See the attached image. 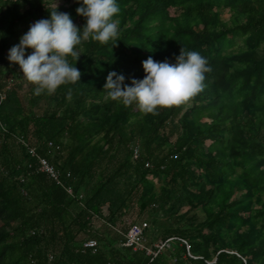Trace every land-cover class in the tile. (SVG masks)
Here are the masks:
<instances>
[{"label": "trees", "instance_id": "16d2710c", "mask_svg": "<svg viewBox=\"0 0 264 264\" xmlns=\"http://www.w3.org/2000/svg\"><path fill=\"white\" fill-rule=\"evenodd\" d=\"M18 1L29 2L14 4ZM75 1L72 7L56 9L73 22L80 6ZM227 1L237 3L248 20L233 27L220 24L215 30L220 18L214 8ZM117 2V43L88 40L77 46L80 56L76 62L69 57L68 62L81 73L79 82L59 87L39 115L37 102L46 93L34 95L32 88L34 98L26 109L8 82L17 84L22 75L5 57L14 24L22 17L10 20L8 3L0 0V92L5 94L0 124L7 130L3 133L0 128V222H6L0 227V264H207L213 260L257 264L264 243H258L255 217H249L250 201L244 202L255 196L260 185L255 180L264 181V0ZM173 7L180 12L178 17L170 16ZM54 10L39 0L24 17L34 13L37 21L48 19ZM238 37L246 38L248 51L231 56L226 52ZM181 48L199 52L210 68L202 91L188 100L189 108L185 102L151 115L135 105L105 100V81L100 79L104 74H123L125 84H130L144 78L142 62L150 56L157 62L175 63ZM204 119L211 122L203 123ZM66 132L70 151L64 157L53 150ZM14 135L35 147L58 171L61 182L40 172L37 161L16 144ZM98 135L106 149L85 141ZM135 147L140 151L138 160L133 159ZM150 177L168 179L175 188L153 193ZM197 180L203 186L194 195L188 186ZM62 185L71 186L75 197ZM211 185L214 188L206 189ZM215 187L221 189L218 209L204 208ZM241 192L242 198L233 197ZM128 203H137L138 216L148 214L154 224L161 211L167 221L175 220L160 230L162 239L187 241L192 255L200 259L187 258L179 241L155 258L123 247L124 236L138 224H124ZM169 204L171 209L165 210ZM184 207L188 211L178 216ZM202 207L204 219L196 213ZM183 220L186 225L179 226ZM261 224L264 227V219ZM244 226L248 229L227 243L225 234ZM91 239L98 244L95 252L83 246Z\"/></svg>", "mask_w": 264, "mask_h": 264}, {"label": "clouds", "instance_id": "9594fccd", "mask_svg": "<svg viewBox=\"0 0 264 264\" xmlns=\"http://www.w3.org/2000/svg\"><path fill=\"white\" fill-rule=\"evenodd\" d=\"M78 16L84 18L78 29L67 13L55 10L48 19L32 24L7 54L10 64L18 66L21 79L33 86V93L54 94L67 84L79 82L81 73L68 62L69 57L80 55L76 48L92 40L101 44L112 42L119 36L120 7L117 0H77ZM3 37V33H0ZM31 50L26 55V51ZM144 78L132 79L125 84L123 74L109 72L104 83L107 96L124 106L135 105L144 114L157 115L160 109L179 106L203 89L205 73L210 71L208 62L197 51L181 48L175 63L157 62L150 56L142 62Z\"/></svg>", "mask_w": 264, "mask_h": 264}, {"label": "rangeland", "instance_id": "374dc122", "mask_svg": "<svg viewBox=\"0 0 264 264\" xmlns=\"http://www.w3.org/2000/svg\"><path fill=\"white\" fill-rule=\"evenodd\" d=\"M6 1L8 3L7 4V7H8L7 17H10V20H11V18H14V17H22L20 21H18L16 24H14L15 26L12 30V35L9 38V42H8L9 46L5 52V57L7 59V54H8L9 49L12 46L18 44L19 38L28 31L29 27L32 24H34L37 21V17L34 13H31V15L27 16V17H24V14H26L25 12H27V11H33L34 7L37 6V3L39 0H29V2L27 4L21 3L19 1L14 4L15 0H6ZM1 2H5V0H1ZM75 2H76L75 0H71L68 3H67V0H45V3L48 5V7L55 9V5H56V9H58V10L62 9V8L72 7ZM213 13H214V15H217L220 18L219 22H217V20H216V24L214 26L215 30L220 29V24H225L227 27H233L235 25L243 24L248 20V18H247L248 15H246L245 13H243L240 10L237 3L231 4V2H228V1L222 2L220 5H217L216 8H214ZM179 15H180V12L178 11V9L176 7H173L170 9V16L178 17ZM82 19H83V17L76 15V20L73 23L77 28L80 26H82V27L84 26L82 23L83 22ZM3 26L7 27L6 24H4ZM245 39L246 38H240V37L236 38L234 47L229 49L226 53L232 54L231 56H234V55L240 54L241 52H247L248 47L245 43ZM30 51L31 50H27L26 55L29 54ZM13 65H15V64H13ZM233 68L234 67H232V69ZM106 77H107V74H104L102 76V78H100V79L105 81ZM10 78H12V77H8V79H10ZM8 82H12L13 87H15V89L17 90L18 96L22 101L21 103L23 104L24 108L28 109V107L30 105V103H28L30 101V98H34V97H32L33 94H31V89L33 88V86L26 84V82L21 78L19 79L17 84H15L17 86L14 85V82L12 79H10ZM54 95H55V93L51 94V95L46 94L44 98L39 99V102H37L38 103V106H37L38 109L36 111L37 114L41 115L42 113H44V111L47 109V106H48L47 102L51 98H53ZM107 98H109V97L108 96L105 97V100H107ZM89 105H90V101L87 103V108L89 107ZM191 105H192L191 102L188 101L185 103V108L187 109ZM202 122L203 123H210L211 120L210 119H204V120H202ZM101 138H102V135H98L95 137L87 136L85 141H90L91 145L95 146V148L102 147V148L106 149L107 146L104 144L103 141H101ZM174 140H175V138L173 139V141ZM69 144H70L69 133L66 132L63 134V136L61 138V141H60L61 146L60 145L57 147L55 146L53 152L56 151L57 154L63 155L64 157H66V155L70 151ZM138 144L140 145L139 142H138ZM206 145L209 146L210 144L207 142ZM92 157H94V156H90V158H92ZM259 171H262V169H260ZM257 176L260 177V175H257ZM258 179L259 178H257L255 181H256V183H259L260 185L257 188H255L256 189L255 190V196L249 200L246 199L244 203L248 204V201H250L249 217H252V216L255 217V221L257 223V232L260 234V236H257L258 243H264V227L261 224L262 220L264 219V181L263 182H257ZM232 181L233 180L229 179L228 185H230ZM200 183H202V181L197 180V183L195 185L188 186L189 187L188 190L190 189V192L194 193V195L199 194V190H201L202 186H203ZM208 183H206V184H208ZM148 185L152 186L151 191L153 193H157V194H160V191H162L163 188H165L166 190H173L175 188V185L170 183L168 179L162 181V180L155 179L154 177L149 178V184ZM211 187H213V186L212 185L208 186L206 189H209ZM242 194L243 193L241 192V193H236V194H234V195L232 194V195H233V197H236V198H242ZM193 197H195V196H193ZM211 199L204 201L203 207L211 209V210H217L218 204L221 200V189L220 188L215 187V190L213 193V198H211ZM229 201H231V199ZM127 206H128V208H127L128 212L126 214L127 216L124 219V224L126 226H129L130 224H133V223L135 224V223H140V222H147L149 224V229L146 232V238H145V244L148 247L155 248V246L158 245L160 242L165 241L164 239H162V233L163 232H161L160 230L161 229H164V230L167 229L169 226H171L173 224V222L175 223V220L167 221L166 220L167 218H166L164 212L161 211L159 216L157 217L156 223L154 224L151 222L150 216L148 214H144L143 216H138L139 205L137 203H135V206H132L130 203H128ZM170 207H171V205L169 204L168 207H165V210L171 209ZM203 207L199 208V210L196 212L200 219L205 218V209ZM188 209H189L188 207H184L181 211H177V215L180 216L181 214H185L188 211ZM104 214L107 215V213H104ZM194 214L195 213L193 212V213L189 214V216H192ZM259 215H263V216H259ZM5 223L6 222L2 220L0 222V227H3L5 225ZM99 223L100 222L95 223V227H98ZM186 223H187V221L183 220L179 226L186 225ZM117 228L119 230V234H121L122 233L121 232L122 225L117 226ZM247 229L248 228L246 226L240 227L239 229H237V227H236L231 232L226 233L225 237H226L227 243H233L235 241V239L237 238L238 233L245 232ZM257 264H264V255H262V257L258 260Z\"/></svg>", "mask_w": 264, "mask_h": 264}, {"label": "built area", "instance_id": "2783aa9c", "mask_svg": "<svg viewBox=\"0 0 264 264\" xmlns=\"http://www.w3.org/2000/svg\"><path fill=\"white\" fill-rule=\"evenodd\" d=\"M9 89V88H8ZM5 98V94L3 92H0V101H2ZM1 131L3 133H7L6 128L0 124ZM15 141L17 145H20L21 147L26 149L27 154L35 159L37 161V166L39 168L40 172L46 173L51 179H53L56 182H61L60 180V174L55 169V167L47 160L45 159L42 154L38 152V150L35 147L30 146L25 139L22 136L14 135ZM50 147H52V144H49ZM140 156L139 147H135L133 149V159L138 160ZM147 168L151 167L150 163H147ZM67 177L69 178L70 175L68 174ZM63 188L66 190L67 194L71 197H75L73 188L71 186H65L62 185ZM82 199V195L79 197ZM149 229V224L147 222H140L136 225H133L127 234L124 236L125 241L122 243L123 247L126 248H133L135 251L142 250L145 251L147 255L151 256L152 258L157 257L161 252L170 249L172 244L176 241H179L183 246L186 247V255L187 258L198 260L200 258L194 257L191 253V247L189 243L183 239L178 238H170L165 241L160 242L158 245L155 246V248H150L145 244V238H146V232ZM84 248L86 249H92L94 252L96 251V248L98 246L97 242L95 240H88L84 243ZM230 254H234L236 257H239V255L236 252H230ZM241 258V257H239ZM242 259V258H241ZM243 262H246L244 259H242ZM153 261V260H152ZM216 260H213L211 262H207V264H215Z\"/></svg>", "mask_w": 264, "mask_h": 264}]
</instances>
